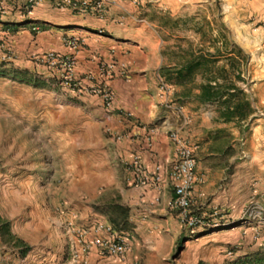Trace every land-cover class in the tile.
Masks as SVG:
<instances>
[{"label":"rangeland","instance_id":"rangeland-1","mask_svg":"<svg viewBox=\"0 0 264 264\" xmlns=\"http://www.w3.org/2000/svg\"><path fill=\"white\" fill-rule=\"evenodd\" d=\"M135 5L159 35L162 67L181 68L188 50L200 46L221 54L234 50V71L240 70L243 80H235V85L248 94L253 108L246 122H226L217 104L199 101V75L182 84L172 78L168 83L171 99L192 116L200 142L194 154L204 159L211 153L212 164L225 168L220 183L233 179L242 186L239 221L253 220L245 219L248 211L261 207L264 212V203L254 193L258 169L253 166L256 149L264 147L257 144L258 132L264 142V0H138ZM240 55L248 56L246 65ZM217 65L229 69L226 59ZM30 83L0 75V264H67L71 237L65 235L62 221L112 225L103 208L108 202L101 201L115 193L107 179L112 174L105 152L108 135L79 107L66 103L60 88ZM209 197L203 204L193 199L192 208L208 217L212 206L222 207L230 217L231 210L210 205ZM172 218L168 228L139 234L119 230L130 242L125 264H188L194 252L200 253L196 264H204L208 249L220 244L226 227L190 232ZM205 233L214 238L203 237ZM235 249L228 244L220 254L230 260Z\"/></svg>","mask_w":264,"mask_h":264},{"label":"crops","instance_id":"crops-1","mask_svg":"<svg viewBox=\"0 0 264 264\" xmlns=\"http://www.w3.org/2000/svg\"><path fill=\"white\" fill-rule=\"evenodd\" d=\"M23 1L7 0L8 12L0 16V26L11 24L15 27L8 36L15 58L12 65H7L11 67L3 68L31 81L37 79L60 88L66 96L65 102L79 107L85 116L97 122L99 128L104 125L99 101L92 96H73L57 84L47 67L32 61L31 55L47 50L70 53L74 57L75 73L78 76L88 72L97 75L100 60L115 59L127 64V76H114L109 84L114 91L116 105L131 112L133 117L122 121L114 117L111 122L113 128L123 134V139L114 141L109 136L105 138L107 164L112 172L107 179L108 184H114L115 193L104 192L106 196H102L101 201L116 202L129 208L130 233L168 228L174 222L172 217L177 220V216L167 208V201L173 195L167 175H164L158 194L153 187L130 184L121 162V157L130 158L136 154L147 169L152 170L155 165L166 169L174 156L167 130L181 125V117L175 111L166 109L158 96L156 74L164 64L158 33L131 0H114L102 18L91 13L80 14L69 9H58L50 0H43L28 17H23L18 10ZM30 24H38L40 31L32 32ZM65 36L80 38L81 46L74 51L66 47L62 43ZM188 114L182 106V116L188 119L182 133L194 139L198 148V133L194 132L192 116L189 118ZM257 134V144L264 145L262 133ZM209 154L204 159L195 154L197 181L192 190L193 199L203 204L204 199L211 196L207 198L210 199V205L222 204L228 208L227 211L231 210L230 218L232 224L236 225H224L226 229L221 231L220 244H211L204 264H224L233 260H240L242 264H264V225L258 223V218L239 221L238 196H243V188L233 184V179L230 184H221L220 178L225 168L214 166L209 160ZM256 154L258 161L253 166L258 169V173L254 193L264 203V147H258ZM233 211H237V214H232ZM202 230L205 229L199 232ZM65 235L71 237L68 233ZM208 235L210 240L214 238L210 233L203 234V237ZM130 237L133 238L132 235ZM202 240L198 237L196 241L200 243ZM228 244L236 248L230 260L220 254ZM199 254L194 252L188 255V264H196ZM185 257L182 254L181 258ZM123 259V256L101 257L94 248L89 254V264H125Z\"/></svg>","mask_w":264,"mask_h":264},{"label":"built area","instance_id":"built-area-1","mask_svg":"<svg viewBox=\"0 0 264 264\" xmlns=\"http://www.w3.org/2000/svg\"><path fill=\"white\" fill-rule=\"evenodd\" d=\"M43 0H24L19 5V14L28 17L34 7ZM53 6L58 9H69L74 13H91L102 18L107 8L114 0H50ZM138 4V0H131ZM7 0H0V16L8 12ZM121 21V20H120ZM31 31H40L38 24H30ZM11 31L0 26V66L5 67L13 61L15 54L8 42ZM62 43L71 50H77L81 46V39L75 36H65ZM32 60L44 65L53 74L57 84L71 93L73 96H92L99 101L104 121V132L114 141H121L123 134L113 128L111 122L114 117L119 121L130 120L133 115L126 109L119 107L115 102L114 91L109 81L114 76L126 77L127 64L122 61L111 59L98 62V74L85 73L78 76L75 73V60L72 54L62 53L54 50H47L31 55ZM158 82V96L166 109L175 111L181 117V125L167 130L168 139L173 147L174 156L169 166L164 169L155 165L152 170L147 169L141 162L139 155H132L130 158L121 157L123 168L127 174V180L132 185L140 187H153L158 194L164 175H167L173 189V195L167 201V208L174 212L180 225L194 232L196 229L207 227L231 225L232 219L222 207L212 206L209 214L197 212L192 208V190L197 181L196 175V146L182 133L183 127L188 119L182 116V107L171 99V86L165 77L160 73L156 74ZM147 139L150 146V140ZM248 218H258V223H264V212L261 207L250 210ZM244 219V220H245ZM62 228L71 236L69 245V261L71 264H89V254L92 248L101 257H122L128 250V239L126 234L116 230L111 224L95 221L89 225L76 224L72 220L61 222ZM232 252L228 251L231 256Z\"/></svg>","mask_w":264,"mask_h":264},{"label":"trees","instance_id":"trees-1","mask_svg":"<svg viewBox=\"0 0 264 264\" xmlns=\"http://www.w3.org/2000/svg\"><path fill=\"white\" fill-rule=\"evenodd\" d=\"M5 27L11 32L15 30L14 25L11 24H6ZM233 54V49H225L224 53L221 54L219 50L211 52L205 47L200 46L196 49L188 50V59H186L181 68L167 69L166 67H161L160 73L168 82L172 78L175 84L185 83L194 76L199 75L202 83L199 86L198 100L217 104L219 117L226 122L234 119L238 120V122H246L253 113V108L248 94L244 89L235 85V80L242 79H240L239 75L240 70L235 69L234 71ZM221 58L228 60L229 69H226V66L217 65ZM247 59V55L239 56V60H241L243 65H246ZM0 75L9 76L12 79L20 81L26 80L35 85L44 84V82L37 81V79L31 81L16 73L6 71L2 66H0ZM103 208L116 230L130 228L128 207L116 202H109ZM224 264H242V262L240 260H233Z\"/></svg>","mask_w":264,"mask_h":264}]
</instances>
